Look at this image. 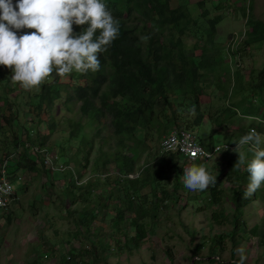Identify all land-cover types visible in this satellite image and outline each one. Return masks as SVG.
<instances>
[{"label":"trees","instance_id":"1","mask_svg":"<svg viewBox=\"0 0 264 264\" xmlns=\"http://www.w3.org/2000/svg\"><path fill=\"white\" fill-rule=\"evenodd\" d=\"M104 3L120 21V35L106 52L100 54L101 68L98 72H73L64 77L53 73L36 91H28L25 109L29 116L32 115L28 119V126H25V120L19 122L18 106L14 108L7 96L17 89L18 83L7 86V92L0 96V134L11 138L9 143L3 141L0 144V164L6 161L9 179H19L21 176L18 172L21 170L37 172L39 163L44 166L39 158L40 152L28 148V144L39 149L49 147L56 150L57 161L62 158L65 166L64 170L55 169L53 172L60 174L65 171L62 176L64 180L66 178L65 189L61 193L65 206L63 213L65 219L69 220L71 216V222L76 227L73 237L79 239L80 245L75 247L68 244L67 253L61 255L62 264H88L89 258L96 262L104 259L105 250L116 255H130L139 250L157 229L149 223L156 224L160 220L162 211L169 208L171 199H174L175 205L178 204L179 190L185 188L182 183L183 169L196 164L212 174L207 167L208 162L188 161L177 152L161 151L160 144L153 148L157 151L154 154L147 141H157L173 128L192 130V126L204 122L205 113L199 102L202 92L200 85L204 81L202 77L214 74L213 55H216L217 47L212 43V38L219 16L207 17L204 0L196 2L199 17L207 21L210 32L208 40L211 35L210 42L205 40L200 44L194 36L203 34H197L198 27L190 29V25L199 22V17L192 18L184 3L176 6L172 0H104ZM245 25V38L240 50L259 44L263 50V63L258 70V82L254 83L248 75L245 81L248 85H245L240 68L238 81L244 90L261 92L264 89V19L248 13ZM74 30L79 33L82 28L74 26ZM185 35L194 38L191 46L185 44ZM197 49L200 50L199 55L193 52ZM1 77L5 76L0 72ZM58 101L62 103L59 110H71L78 103L77 117L58 120ZM7 110L11 115L5 114ZM208 117L212 122L222 124L218 113ZM59 122H64L63 126L68 130L55 149L48 146L47 141L52 133L65 131L59 128ZM105 126L109 128L106 136L109 135L111 143L105 136L101 137L102 144L98 146V154L92 158L90 165L94 174L86 182L79 183L93 152L95 136ZM262 128L264 125L241 126L240 137L251 129L260 132ZM200 143L208 149L215 145L213 139L200 140ZM72 144H76L74 150H71ZM144 152L148 154L141 162L140 157ZM222 152L230 155L226 162L222 158L212 165L220 169L213 175L217 180L224 175L228 183L236 182L232 188H238L239 192L231 214L235 225L230 229V234H234L240 226L242 209L254 199L243 197L246 188L242 184L248 175L246 167L244 171L243 165L237 167L238 158L232 151L226 149ZM220 166H224L223 169ZM46 169V172L50 171ZM95 191L100 197L98 203L91 200ZM205 191L213 205L221 203L222 190L217 183ZM44 200L42 195H38L31 205L35 207V202ZM67 205H74V208L70 209ZM80 205L81 209H78ZM212 219L216 222L222 218L213 212ZM105 225L109 230L104 233ZM67 241L71 242L70 235ZM213 242L207 256L219 254L218 261H221L219 256L225 249L224 236H213ZM201 249L202 244H196L194 252ZM164 253L172 264L171 251L165 249ZM212 261L216 260L213 258Z\"/></svg>","mask_w":264,"mask_h":264},{"label":"rangeland","instance_id":"2","mask_svg":"<svg viewBox=\"0 0 264 264\" xmlns=\"http://www.w3.org/2000/svg\"><path fill=\"white\" fill-rule=\"evenodd\" d=\"M197 1L172 0V4L174 6L178 3L186 4L191 17L196 18L199 17L200 12ZM204 7L207 9V17L219 16L212 38V43L216 45L217 51L216 55H213L215 60V63H213L215 64L214 74H210L209 77L205 78L200 76L204 81L200 85L202 86V92L199 95V102L202 112L205 113V120L198 126H192V130L195 131L194 133L199 141L213 139L216 145L230 142L232 149L229 150L233 152V155L237 158L238 153L245 155L247 163L253 156L251 146L242 145L237 147L235 142H238L241 138L239 127H246L251 124L263 127L264 89L261 92H251L241 88L238 81V68L243 72L245 85H248L245 82L248 75L251 76L254 83L258 82V70L263 63V50L256 43L245 47L243 50H240V48H242L243 39L245 38L246 14L250 13L255 18L264 19V0H204ZM206 24V18L199 17L198 23L190 25L191 30L198 27L197 34H203V36H194L200 44L205 40L211 41V35L210 40L207 39L210 32ZM194 38L192 36L187 38V35H185V44L191 46L194 43ZM230 41L231 44H229ZM193 52L195 55L200 54L199 49ZM0 72L5 76L0 79V96H3L7 92V86H13L14 84L10 80L11 72L8 68L0 66ZM16 87L17 89L7 94V96L14 108L16 105L18 106L17 116L19 122L25 120L24 124L28 126L30 125L28 119L32 115L29 116L25 109L28 100L27 92L33 93L37 88L25 90L19 84ZM77 104L73 105L71 110H59L58 108L62 103L58 101L56 103L58 120L65 117H77ZM221 109L222 113H220ZM215 113H218L222 119L221 125H218L217 121L212 122L208 117V115L213 117ZM5 114L11 115L9 110ZM59 123V128H64L65 131L58 130L52 133L47 141L48 146L55 149L58 148L57 142L64 139L68 130V127L63 126L64 122ZM255 131L260 135L261 147H264V129L262 128L260 132ZM107 133L109 134V128L105 126L101 127L100 133L95 136L93 152L89 156L88 166L84 171L83 179L79 183L86 182L88 177L94 174L90 165L92 164V158L98 154V146L102 144L101 137L105 136L104 138H108L109 143H111L109 135L106 136ZM161 138L157 141H155L156 139L148 140L147 143L150 145V149H153L156 144L159 145ZM10 139L4 133L0 134V144L3 141L9 143ZM31 145L28 144V148ZM75 145L72 144L71 150L76 148ZM104 145L106 147L107 143ZM9 146L11 147V144ZM223 150L214 153L208 161L207 167L210 168L212 174L220 170L213 167V164L222 158L226 159L224 162L228 160L230 154H221ZM11 152L14 154L13 148H11ZM156 152L153 149V153ZM147 154L146 152L142 154L140 157L141 162L147 157ZM61 161L62 158H59L58 166L59 169L64 170L65 166ZM1 162L2 159H0ZM83 162L86 161L83 160ZM246 163L243 164L242 171H244ZM38 166L37 172L21 170L18 172V175L21 176L19 179H11L17 190L18 199L15 203L12 202L8 208L0 210V264H62L61 255L64 252L67 253L68 244L75 247L80 245L79 239L73 237V231L76 227L71 222V216H69V220L65 219L63 213L65 206L62 202L61 193L65 189L63 187L66 178L64 180L62 177L65 171L57 174L51 171L50 166L46 163H44V166L39 163ZM223 167L220 166L221 169ZM46 168L50 171L46 172ZM248 182L249 175H247L242 186L246 188ZM234 184L236 182L228 183L224 175L217 180V185L222 190L221 203L218 205L211 203L207 191L192 192L186 188H181L177 195L178 204L175 205L174 199H171L169 208L164 209L161 213V221H157L156 224L149 223L150 226L155 225L157 229L152 235H149L148 242L141 246L139 250L130 255H116L105 250L103 252L104 259L92 262L89 258V263L171 264L168 256L164 253V250L168 249L173 257L172 264H240L241 255L244 257L243 264H264V186L251 196L254 200L242 209L243 214L239 217V228L236 233L230 234L232 225H235L231 214L234 212V202L239 192L238 188H232ZM114 190L117 191V188ZM38 195H42L45 200L35 202L36 206L34 207L31 204L34 203V199ZM52 198L54 201H51ZM92 199L98 203L100 197L97 191L91 196ZM67 203H69V200ZM67 206L70 209L74 208V205ZM81 206L78 209H81ZM213 212H216L222 219H217L218 221L215 222L212 219ZM95 221L97 224L99 221L100 224L101 217L99 216L98 221ZM103 230L104 233L109 230L107 225ZM217 234L224 236L225 249L219 256L222 258L221 261H218L219 259L216 257L219 255L217 250L218 255L207 256L214 243L213 236ZM69 235L71 242L67 241ZM105 236L107 235L105 234ZM199 243L202 244V249L195 253V245ZM98 249L100 251V248ZM210 257L212 259H209ZM213 258L216 261H212ZM233 261L236 262L233 263Z\"/></svg>","mask_w":264,"mask_h":264},{"label":"clouds","instance_id":"3","mask_svg":"<svg viewBox=\"0 0 264 264\" xmlns=\"http://www.w3.org/2000/svg\"><path fill=\"white\" fill-rule=\"evenodd\" d=\"M74 26L82 30L77 33ZM119 35L120 21L104 0H0V66L8 68L11 82L25 90L41 86L53 73L64 77L98 72L100 54ZM235 144L250 145L253 151L247 163L240 153L237 161V167L246 163L249 182L243 197L249 198L264 186V147L255 129ZM182 183L189 191L200 192L215 186L217 177L193 164L183 169ZM243 260L241 255L240 264Z\"/></svg>","mask_w":264,"mask_h":264},{"label":"built area","instance_id":"4","mask_svg":"<svg viewBox=\"0 0 264 264\" xmlns=\"http://www.w3.org/2000/svg\"><path fill=\"white\" fill-rule=\"evenodd\" d=\"M229 44H231V41ZM159 144L161 151L177 152L182 158L193 162H208L214 153H217V149H231V145L227 143H224L223 145H214L211 149H208L200 143L193 130L186 128H173L169 130L163 135ZM30 148L40 152L39 158H41L42 162L44 161V163L50 166L51 171L60 168L58 166V154L56 151L49 147L39 149L37 146L33 145H31ZM7 173L8 171L5 161L0 164V202H2L0 203V208L2 209L8 208L12 202L17 201L16 199H18L17 190L13 186ZM8 189H11V191L9 192Z\"/></svg>","mask_w":264,"mask_h":264},{"label":"water","instance_id":"5","mask_svg":"<svg viewBox=\"0 0 264 264\" xmlns=\"http://www.w3.org/2000/svg\"><path fill=\"white\" fill-rule=\"evenodd\" d=\"M218 258V256H216Z\"/></svg>","mask_w":264,"mask_h":264}]
</instances>
